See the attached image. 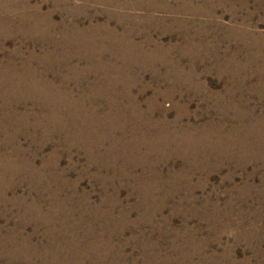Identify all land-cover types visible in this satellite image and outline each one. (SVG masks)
Masks as SVG:
<instances>
[{
  "label": "rangeland",
  "instance_id": "rangeland-1",
  "mask_svg": "<svg viewBox=\"0 0 264 264\" xmlns=\"http://www.w3.org/2000/svg\"><path fill=\"white\" fill-rule=\"evenodd\" d=\"M6 1H0V16L7 10L9 27H4L13 33L0 39V60L9 57L18 65L28 63L25 71L14 72L16 80L23 75L31 83L36 75H43L53 84L54 89H47L52 95L65 94L71 100L60 98V105L47 98L39 107L45 114L42 128L29 132H24V125L18 128V145L26 149L18 158L25 165L22 169L20 163L13 164V174L0 171V190L5 194L0 197V239L11 237L21 244L17 249L0 243V264H264V153L247 161L233 158V150L226 148L222 158L217 157L220 164H211L207 170H191L180 157L149 170L146 165L158 159V154L149 153L148 163L141 162L149 141L135 146L129 142L130 136L138 139L142 135L139 130L132 132L141 119L180 116L182 125L223 122L222 137L242 134L239 128H231L247 124L246 116L264 121V0H28L25 5L27 0H12L10 8ZM123 2L137 5L130 10L136 19L118 18L129 11ZM162 5L175 12L162 11ZM16 13L47 16L54 26L52 36L59 40L61 28L67 25L108 23L121 30L136 24L142 33L135 40L150 39L151 46L159 45L162 51L157 58L164 63L160 67L122 68L119 62L120 69L95 65L96 73L86 71L87 76L79 77L86 62L74 59L72 63L79 64L78 81H74L64 65L36 64L44 61V51L53 47L16 33ZM95 40L105 41L102 35H96ZM74 48L77 50L75 44ZM33 50L37 59L30 56ZM62 56L61 63L65 62ZM100 60L95 63H112L108 53H102ZM85 95L79 108L77 99ZM30 108H38L36 102L23 99L20 111ZM107 111L112 116H106ZM4 114L0 113V125L8 132L0 135L3 141L13 133ZM74 117L86 123L95 120L91 135L103 137L96 153L102 156L110 147V166L92 164L87 152L71 142L72 127L65 129L61 124ZM141 130L152 136L146 126ZM43 132L49 133L47 139ZM0 150L2 155L8 148ZM206 153L214 155L211 150ZM28 170L37 172L30 176ZM56 241L61 245L51 252L48 242Z\"/></svg>",
  "mask_w": 264,
  "mask_h": 264
},
{
  "label": "bare ground",
  "instance_id": "bare-ground-1",
  "mask_svg": "<svg viewBox=\"0 0 264 264\" xmlns=\"http://www.w3.org/2000/svg\"><path fill=\"white\" fill-rule=\"evenodd\" d=\"M1 1V0H0ZM166 1V0H165ZM203 1V0H202ZM8 5H6L7 8H10L12 6L11 2L12 0H7L6 1ZM14 2V1H13ZM33 2V1H32ZM105 2V1H103ZM109 2H116L115 0L109 1ZM154 2V1H153ZM158 2V1H157ZM167 2V1H166ZM1 3V2H0ZM28 3V0L24 2V5ZM18 4V3H17ZM20 4V3H19ZM233 4V3H232ZM124 7L127 8L129 11L120 13L118 14L119 19H124V20H133L136 19V15H133L131 12L132 10H135L137 8L136 6H131L130 4L123 2ZM154 5V4H153ZM156 5V4H155ZM150 6V5H149ZM157 6V5H156ZM159 6V5H158ZM157 6V7H158ZM163 6V5H162ZM5 7V4H4ZM121 7V6H120ZM156 7V8H157ZM6 8V9H7ZM155 8V7H154ZM163 8L162 11L165 10V12L168 13H174L175 11L172 10H167L165 9V6L161 7ZM169 8V7H168ZM132 9V10H131ZM36 10V9H35ZM131 10V11H130ZM153 10V9H152ZM175 10V9H174ZM140 11V10H139ZM156 11V10H155ZM5 12L7 10L3 11L2 16H0V39L2 37L10 35L13 33L8 27V18L7 15L5 16ZM8 14V13H6ZM17 14V13H16ZM14 15V14H13ZM116 15V14H115ZM19 23H17V27H15L16 33H20L22 38H31V39H36L39 43H47L51 47H53L52 50L49 51H44L45 55V60H38L36 61V64L38 65H44L45 64H56L58 66L64 65L66 67V71H68V75L70 74V79L71 78H76L74 81L77 80V74L76 71L79 68L78 63H72V60L77 59L79 61L86 62L85 66L81 69V72L78 73L79 77H83L86 75V71L92 72L95 68V65H99L100 67H106L109 69H120V65L118 63L120 62L122 68L123 67H139V68H146V67H157L159 64L164 63V61L160 62V60L157 58V53L161 52L162 49L161 47L157 44H154L151 46V41L146 40L145 42H139L136 41L135 38L142 33L138 27H136V24H133L131 26H123L121 30H118L114 26L111 27L108 23H99V24H91L87 27H80L78 25H74L73 27L69 28L67 26H64L62 29V39H56L55 37L53 38L52 34H54L53 30L51 31L52 26L48 22L47 16H27L26 14H17ZM113 16V15H112ZM111 16V17H112ZM116 17V16H114ZM90 19V18H89ZM28 22L30 25L25 26L24 23ZM10 24V23H9ZM4 25H7L8 27H4ZM167 28V27H166ZM165 28V29H166ZM172 28V27H170ZM12 29V28H11ZM55 31V30H54ZM19 34V35H20ZM61 34V33H60ZM96 35H102L103 39L105 41L101 42L99 41L98 43L95 40ZM60 36V35H59ZM4 39V38H3ZM2 41V40H1ZM3 43V42H2ZM75 44L77 50L74 48L73 45ZM61 48L63 56L60 55V51L58 50ZM21 49V48H20ZM182 50V49H181ZM165 53H168L167 50H165ZM19 52V50H18ZM20 53V52H19ZM61 53V54H62ZM102 53H108L109 54V59L112 63L110 64H103L102 62L95 63L97 61H101V56ZM104 55V54H103ZM13 56V55H12ZM30 56L32 58L37 59L38 54H36L33 51H30ZM59 56L63 57V60L65 62L61 63L59 60ZM159 56V55H158ZM61 59V58H60ZM16 60V59H15ZM14 59H8L6 60H0V101H2V104L0 105V110L5 111L4 118L6 121L9 123V127L11 128V131L13 133L10 135L9 138H7L5 141L0 140V149L3 148L8 150H5L2 155H0V171L3 169L4 171H9V172H14L15 168H10L12 167L13 164L20 163L24 169L25 162L18 157H20L22 154L25 153L26 149L21 148L18 145V138H17V132L18 128L20 125L25 126V131L24 132H29L30 129H34L35 131L39 128H42V118H44L45 114L39 110L40 104H45L44 100L47 98H53V103H60L58 102V99H65V98H70L69 96H62L58 95L54 96L51 94L52 90H47V89H54L53 84L50 83V81H47V79L43 75H36V81L29 83V81L26 80V77L23 75H19V79L16 80L17 75L14 72H18L21 70L25 71V68L28 66V63H22L20 62L19 65ZM33 61V60H32ZM103 61H105L103 59ZM107 61V60H106ZM116 61H118L116 63ZM24 62V61H23ZM27 62V61H26ZM167 62V61H166ZM168 64V63H167ZM30 66V64H29ZM49 66V65H48ZM237 66V64H236ZM37 67V66H36ZM47 67V66H46ZM82 67V66H80ZM160 67V66H159ZM126 69V68H125ZM18 70V71H17ZM100 70V69H99ZM106 70V69H105ZM32 71V70H31ZM46 71V70H45ZM79 71V70H78ZM109 71V70H108ZM116 71V70H115ZM35 72V71H34ZM101 72V71H100ZM6 74L7 77H5ZM43 73V72H42ZM96 73V72H95ZM27 74V73H26ZM91 74V73H90ZM9 75V77H8ZM34 75V74H33ZM72 75V76H71ZM92 75V74H91ZM107 75V74H106ZM109 75V74H108ZM107 75V76H108ZM12 76V77H11ZM16 76V77H14ZM39 76V78L37 77ZM57 76V75H56ZM87 76V75H86ZM90 76V75H89ZM112 76V75H111ZM115 76V75H114ZM29 77V76H28ZM33 77V76H32ZM60 77V76H59ZM67 77V76H66ZM105 77V76H104ZM103 78V77H101ZM109 78V77H108ZM65 79V78H64ZM68 79V78H66ZM80 79V78H79ZM86 79V78H85ZM88 79V78H87ZM121 79V78H120ZM124 79V78H123ZM33 80V78H31ZM30 80V81H31ZM61 80V79H60ZM89 80V79H88ZM104 80V79H103ZM78 81V80H77ZM118 81V80H117ZM62 82V80H61ZM70 82V81H69ZM71 82H73L71 80ZM260 82V81H259ZM74 83V82H73ZM76 83V82H75ZM81 83V82H80ZM114 84L113 82H111ZM57 84V82H56ZM66 84V83H65ZM88 84V83H87ZM93 84V83H92ZM91 84V85H92ZM262 84V83H261ZM60 85V84H59ZM58 85V86H59ZM103 85V84H102ZM125 85V84H123ZM260 85V84H258ZM47 86V87H45ZM76 86V85H75ZM115 86V85H113ZM189 86V85H188ZM56 88V86L54 85ZM72 87V86H71ZM70 87V88H71ZM122 87V86H121ZM142 87V86H141ZM147 87V86H146ZM240 87V85H239ZM259 87V86H258ZM263 87V86H262ZM78 88V87H77ZM257 88V87H256ZM65 89V88H63ZM97 88H93L91 90H95ZM238 89V88H237ZM236 89V90H237ZM78 90V89H77ZM109 90V89H108ZM122 90V89H121ZM125 90V89H124ZM229 90V89H228ZM227 90V92H228ZM258 90V89H257ZM57 91V90H56ZM67 91V90H66ZM104 91V90H103ZM112 91V90H111ZM232 91V90H231ZM96 92V90H95ZM98 92V91H97ZM110 92V91H107ZM121 92V91H120ZM128 92V91H127ZM138 92V91H137ZM68 93V92H67ZM76 93V91H75ZM111 93V92H110ZM131 93V92H130ZM140 93V92H139ZM74 94V93H73ZM77 94V93H76ZM99 94V93H98ZM112 94V93H111ZM117 94V93H116ZM56 95V94H55ZM96 95V94H95ZM124 95V94H123ZM122 95V96H123ZM157 95V94H156ZM77 96V95H76ZM85 96H79L77 99L78 107L80 108V103L84 102ZM101 96V95H100ZM109 96V94H108ZM121 96V95H120ZM133 96V95H131ZM74 97V96H73ZM116 97V95H115ZM157 97V96H156ZM155 97V98H156ZM76 98V97H75ZM95 98V96H94ZM103 98V97H102ZM120 98V97H119ZM127 98V97H126ZM28 100L32 99L36 102V105L38 108H30L28 111H20V105L22 100ZM107 99V98H106ZM105 99V100H106ZM239 99V98H238ZM71 100V99H69ZM67 100V101H69ZM130 100V98H129ZM132 100V99H131ZM135 100V99H134ZM74 101V100H73ZM72 101V102H73ZM89 101V100H88ZM116 101V100H114ZM231 101V100H230ZM75 102V101H74ZM155 102V100H154ZM153 102V103H154ZM48 103V102H47ZM51 103V104H53ZM109 103V101H108ZM136 103V102H135ZM139 103V102H138ZM149 103V102H148ZM236 103V102H235ZM89 104V103H88ZM92 104V103H90ZM113 104V103H112ZM117 104V103H116ZM115 104V105H116ZM227 104V103H226ZM61 105V103H60ZM69 105V104H68ZM94 105V104H93ZM110 105V104H109ZM128 105V104H127ZM151 105V104H150ZM231 105V104H229ZM52 106V105H51ZM50 106V107H51ZM63 106V104H62ZM65 106V105H64ZM108 106V104H107ZM135 106V105H134ZM233 106V105H232ZM13 107V108H12ZM24 107V106H23ZM31 107V106H30ZM43 107V105H41ZM75 107V106H73ZM82 107V105H81ZM94 107V106H93ZM96 107V106H95ZM251 107V106H250ZM26 108V107H25ZM56 108V107H55ZM53 108V109H55ZM61 108V107H60ZM97 108V107H96ZM121 108V107H120ZM131 108V107H130ZM233 108V107H232ZM45 109V108H43ZM62 109V108H61ZM69 109V108H68ZM88 109V108H87ZM109 109V108H108ZM135 109V107H134ZM141 109V108H140ZM255 110V108H253ZM46 110V109H45ZM85 110V109H84ZM96 110V109H95ZM152 110V109H151ZM7 111H11L12 113H7ZM51 111V110H50ZM53 111V110H52ZM57 111V110H56ZM63 111V110H61ZM65 111V110H64ZM111 111V110H110ZM115 111V110H114ZM119 111V110H118ZM136 111V110H135ZM134 111V112H135ZM245 111V110H243ZM251 111V110H250ZM262 111V110H261ZM0 112V113H3ZM60 112V111H59ZM91 111H89L90 113ZM117 112V111H116ZM133 112V111H132ZM138 112V111H137ZM142 112V111H141ZM140 112V114H141ZM184 112V111H183ZM75 113V112H74ZM114 113V112H113ZM130 113V112H128ZM145 113V112H144ZM152 113V112H151ZM163 113V112H162ZM246 113V112H245ZM64 114V113H63ZM84 114V113H83ZM106 116H109L110 112L107 111L105 113ZM125 114V112H124ZM183 114V113H182ZM225 114V110H224ZM244 114V113H243ZM240 113L241 116H245ZM69 115V114H67ZM74 115V114H73ZM94 115V114H93ZM92 115V116H93ZM118 115V114H117ZM131 114H128L129 116ZM139 115V114H137ZM143 115V114H142ZM146 115V114H145ZM148 115V114H147ZM248 115V114H247ZM253 115V114H252ZM83 116V115H82ZM86 116V115H85ZM83 116V118L85 117ZM105 116V115H104ZM114 116V115H113ZM126 116V117H127ZM140 116V115H139ZM251 116V115H250ZM248 117V123L247 124H240L238 123L236 126L234 125L233 128H239L240 132L242 134H237L236 132L231 133V134H224V137H222L221 134H219V131L224 130L223 129V122H212V123H202L199 125H195L192 122H188L185 125H182L180 122H178L179 117H175L173 120H167L165 116L162 117V119L158 120H151V119H144L140 121V125L135 127L134 129L132 128V132L134 133L135 131L139 130L141 131L142 135L137 139L135 136H130L129 139H131L129 142L133 143L134 146L136 143L144 142L145 140L149 141L145 144L144 146L146 147V152L141 156V159H143L144 163H148V156L150 155L149 153H156L158 154V159L155 164L152 163V165L148 164L146 165L147 169L154 168L156 165L162 163L165 160H172L175 157H180L183 158L188 165L190 166L191 170L195 169H204L207 170L210 166L212 167L211 164H214L213 166H216L219 163L217 157L222 158V152L223 150H226V148H230L233 150V158H245L247 161L249 160L248 158H258L262 153H264V133H262V129H264V121L259 120L254 117ZM255 116V115H254ZM262 116V115H261ZM2 117V116H1ZM57 117V116H56ZM61 117V116H59ZM94 117V116H93ZM122 117V116H121ZM220 117V115H219ZM82 118V117H81ZM86 118V117H85ZM89 118V116H88ZM92 118V117H91ZM99 118V116H98ZM120 118V117H119ZM140 118V117H136ZM144 118V116H143ZM148 118V117H147ZM222 118V117H221ZM264 118V117H263ZM62 119V118H61ZM70 119V118H69ZM87 119V118H86ZM93 119V118H92ZM97 119V118H96ZM100 119V118H99ZM106 119V118H105ZM113 119V118H112ZM116 119V118H115ZM124 119V118H123ZM132 119L129 117V120ZM134 119V118H133ZM55 120V119H54ZM60 120V119H59ZM102 120V119H101ZM110 120V119H109ZM118 120V119H117ZM30 121V125L28 124ZM61 121V120H60ZM95 121V120H94ZM93 121V122H94ZM121 121V120H120ZM119 121V122H120ZM51 122V121H50ZM56 122V121H55ZM91 122V125H90ZM92 121H87L83 122L81 120L73 118L69 123L66 125L61 124V127H65V129H70V126L72 127L71 129L73 130V138L71 137V142L75 141V143L84 151L87 152L88 158L90 162L93 164V162H99L103 166H110L112 163L110 162V156L111 154V148H107V151H103L104 153L102 156L97 155L96 151L98 150V147L102 143V138L100 137H95L91 134L92 129ZM101 122V121H100ZM103 122V121H102ZM101 122V123H102ZM110 122V121H108ZM114 122V121H113ZM116 122V120H115ZM66 123V122H64ZM100 123V124H101ZM131 123V122H130ZM129 123V124H130ZM135 123V122H134ZM138 123V122H137ZM60 124V123H59ZM58 124V126H59ZM118 124V123H117ZM123 124V123H122ZM29 125V126H28ZM98 125V124H97ZM146 126V128L149 130L148 133L150 132L152 134L151 137H147L146 133L144 130L142 131V127ZM23 126V128H24ZM51 126V125H50ZM104 126V125H103ZM124 126V125H123ZM227 126V125H226ZM21 127V126H20ZM53 127V126H51ZM56 127V126H55ZM106 127V126H105ZM108 127V126H107ZM118 127V126H117ZM132 127V126H131ZM130 127V128H131ZM134 127V126H133ZM231 127V125H230ZM116 128V125H115ZM119 128V127H118ZM122 128V127H121ZM124 128V127H123ZM126 128V127H125ZM245 128V129H243ZM47 129V128H46ZM45 129V130H46ZM50 129V128H49ZM51 130V129H50ZM55 130V129H53ZM52 130V131H53ZM62 131L64 130L61 129ZM95 130V129H94ZM110 130V128H109ZM112 130V129H111ZM122 130V129H121ZM130 130V129H129ZM230 130V129H228ZM31 131V130H30ZM59 131V130H57ZM69 131V130H68ZM97 131V130H96ZM8 132L5 128H3L0 125V135H4ZM33 132V131H32ZM67 132V131H66ZM44 133V132H43ZM51 133V132H50ZM54 133V132H53ZM147 133V134H148ZM26 134V133H25ZM112 134V133H111ZM121 134V133H120ZM126 134V133H125ZM133 135V134H132ZM138 135V134H137ZM45 139L48 138L49 133H44ZM20 137V135H19ZM105 137V135H104ZM34 138V137H33ZM106 138V137H105ZM107 139V138H106ZM128 139V140H129ZM39 140V139H38ZM34 142V141H33ZM123 142V140H122ZM110 143V142H109ZM112 143V142H111ZM115 143V142H114ZM128 143V141H127ZM12 144V148L10 149V145ZM14 145V146H13ZM122 145V144H121ZM127 145V144H126ZM141 145V144H140ZM112 146V145H110ZM117 146V145H116ZM143 146V147H144ZM106 147V146H105ZM119 147V146H118ZM132 147V146H131ZM144 147V148H145ZM125 148V147H124ZM128 148V146H127ZM134 148V147H133ZM141 148V149H144ZM225 148V149H224ZM119 149V148H118ZM117 149V150H118ZM115 150V149H114ZM123 150V149H122ZM135 150V149H134ZM211 150L214 152L212 155L213 157H210L207 155L206 151ZM1 151V150H0ZM99 151V150H98ZM101 151V150H100ZM142 151V150H141ZM123 152V151H122ZM132 152V151H131ZM96 153V154H95ZM133 153V152H132ZM135 153V152H134ZM137 153V152H136ZM135 153V154H136ZM139 153V152H138ZM141 153V152H140ZM139 153V154H140ZM131 154V153H130ZM155 154V155H156ZM132 155V154H131ZM153 155V154H152ZM121 156V155H120ZM122 157V156H121ZM128 157V156H127ZM132 157V156H131ZM135 157V156H134ZM30 158V157H29ZM27 158V159H29ZM125 158V157H124ZM155 158V157H154ZM211 160H208V159ZM121 159V158H120ZM127 159V158H126ZM132 159V158H131ZM151 159V158H150ZM134 160V159H133ZM140 160V159H139ZM109 161V163H108ZM127 161V160H126ZM138 160H136L137 162ZM114 162V161H113ZM124 162V161H123ZM133 162V161H132ZM136 162L134 164H136ZM90 163V164H91ZM115 163V162H114ZM31 164V162H30ZM27 165V164H26ZM123 165V164H122ZM140 165V164H139ZM130 166V165H129ZM138 166V165H137ZM17 167V166H16ZM26 167V166H25ZM101 167V166H100ZM142 167V166H141ZM21 168V166H20ZM104 168V167H103ZM147 170V171H149ZM123 171V170H121ZM156 171V170H155ZM154 171V172H155ZM36 170H28V174L32 176V174L36 173ZM206 172V171H205ZM121 173V172H119ZM150 173V172H149ZM55 174V173H54ZM146 174V173H143ZM3 175V174H2ZM153 175V174H152ZM111 176V175H110ZM115 176V175H114ZM142 176V175H141ZM146 176V175H144ZM13 178V177H12ZM153 179V178H152ZM15 179H13L14 181ZM12 182V180H11ZM12 185H15V183H11ZM40 184V183H39ZM41 186V185H40ZM5 194L0 190V197H4ZM56 205V204H55ZM59 206V205H58ZM59 208V207H58ZM53 209V208H52ZM54 211V210H53ZM218 211V210H217ZM55 212V211H54ZM66 229V228H65ZM88 229V228H87ZM114 229V228H113ZM47 235L51 233V230H48ZM45 233V234H46ZM58 233V232H57ZM89 236V235H88ZM51 237V236H50ZM54 238V236H53ZM2 238L0 239V243H8L12 248H17L18 245L21 244H15L13 240H11V237L9 239ZM48 241V240H47ZM53 241V240H52ZM61 241V240H60ZM68 242V241H67ZM50 243L49 246L51 247L50 251H55L56 247H60V245L57 243ZM98 245V244H97ZM26 247V246H25ZM62 247V246H61ZM67 248V247H66ZM11 250V249H10ZM22 250V249H21ZM48 250V249H47ZM65 250V248H64ZM49 252V251H48ZM59 252V251H58ZM61 252V251H60ZM14 253V252H13ZM18 253V252H17ZM26 253V252H25ZM50 253V252H49ZM54 253V252H53ZM46 254V253H45ZM48 254V253H47ZM62 254V253H61ZM11 255V254H10ZM13 255V254H12ZM97 255V254H95ZM48 256V255H47ZM14 257V256H13ZM58 258V257H57ZM56 259V258H55ZM59 259V258H58ZM32 260V259H31ZM53 260V259H52ZM30 261V260H29ZM51 261V260H50ZM229 263V262H228ZM236 263V262H235ZM50 264H60V262H50Z\"/></svg>",
  "mask_w": 264,
  "mask_h": 264
}]
</instances>
